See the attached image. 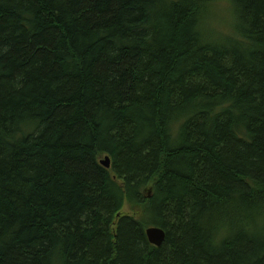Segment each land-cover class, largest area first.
<instances>
[{
  "label": "trees",
  "instance_id": "obj_1",
  "mask_svg": "<svg viewBox=\"0 0 264 264\" xmlns=\"http://www.w3.org/2000/svg\"><path fill=\"white\" fill-rule=\"evenodd\" d=\"M212 2L0 0V264H264V0Z\"/></svg>",
  "mask_w": 264,
  "mask_h": 264
},
{
  "label": "rangeland",
  "instance_id": "obj_2",
  "mask_svg": "<svg viewBox=\"0 0 264 264\" xmlns=\"http://www.w3.org/2000/svg\"><path fill=\"white\" fill-rule=\"evenodd\" d=\"M231 9L230 0H227V3L224 4L217 3L216 0H213L209 9L207 22L205 20L204 27L201 29L203 36L208 37V40L209 38L219 40L225 37H231L234 34V30H232L234 18L231 15ZM103 159L100 160L102 161ZM122 213L127 216H138L137 211L133 214L126 205Z\"/></svg>",
  "mask_w": 264,
  "mask_h": 264
},
{
  "label": "water",
  "instance_id": "obj_3",
  "mask_svg": "<svg viewBox=\"0 0 264 264\" xmlns=\"http://www.w3.org/2000/svg\"><path fill=\"white\" fill-rule=\"evenodd\" d=\"M100 164L104 168L109 169L111 164L109 157L105 156L104 159L100 161ZM145 236L148 243L156 248L160 247L165 240V232L159 227H148L145 230Z\"/></svg>",
  "mask_w": 264,
  "mask_h": 264
},
{
  "label": "snow or ice",
  "instance_id": "obj_4",
  "mask_svg": "<svg viewBox=\"0 0 264 264\" xmlns=\"http://www.w3.org/2000/svg\"><path fill=\"white\" fill-rule=\"evenodd\" d=\"M217 3L224 4L227 3V0H216Z\"/></svg>",
  "mask_w": 264,
  "mask_h": 264
},
{
  "label": "bare ground",
  "instance_id": "obj_5",
  "mask_svg": "<svg viewBox=\"0 0 264 264\" xmlns=\"http://www.w3.org/2000/svg\"><path fill=\"white\" fill-rule=\"evenodd\" d=\"M111 166V165H110Z\"/></svg>",
  "mask_w": 264,
  "mask_h": 264
}]
</instances>
